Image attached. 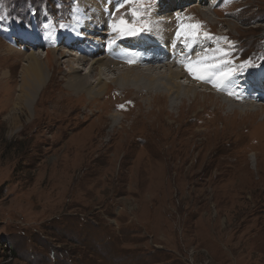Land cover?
Returning <instances> with one entry per match:
<instances>
[{"label": "rangeland", "instance_id": "obj_1", "mask_svg": "<svg viewBox=\"0 0 264 264\" xmlns=\"http://www.w3.org/2000/svg\"><path fill=\"white\" fill-rule=\"evenodd\" d=\"M95 1L0 0V264H264V105L234 113L248 104L230 101L218 92L224 87L210 88L217 105L192 97L173 109L174 93L160 94L167 111L160 114L157 106L147 113L146 89L124 93L108 83L102 99L73 95L67 61L78 74L92 62L53 32L73 18L74 5ZM179 1L165 4L175 13ZM217 1L188 0L181 13L218 34L203 37L212 38L210 46L220 39V53L233 52H216L218 68L228 64L234 77L257 74L264 0H221L214 13ZM204 5L210 16L198 12ZM84 11L85 20L103 24L101 10ZM77 35L73 45L86 42ZM48 49L59 62L28 105L25 59ZM65 50L75 56L62 58ZM79 55L81 64L73 60ZM104 70L103 77L116 78ZM117 108L127 110L124 129L111 128Z\"/></svg>", "mask_w": 264, "mask_h": 264}, {"label": "bare ground", "instance_id": "obj_2", "mask_svg": "<svg viewBox=\"0 0 264 264\" xmlns=\"http://www.w3.org/2000/svg\"><path fill=\"white\" fill-rule=\"evenodd\" d=\"M187 1L188 0H180L176 9H179L180 11H176L175 13H173L174 10L169 11L170 7L168 8V5L165 4L166 0H133L132 3H129L128 0H99V2L96 0L95 3L91 2L90 4L87 3V5L84 4L83 8H79L80 4L78 3L74 5L75 15H73V18L70 19L67 24H62V26L58 28L59 31H54L53 33L54 36H59V38H61L60 42H62L63 38H65V47L68 46L69 48L72 46L77 48L80 55L86 53L87 56L90 57L88 60L92 62V66L88 72L89 74H78L77 70L80 67L73 65L71 61H67V67L69 68L68 74H70L69 81L66 83L67 90H69L70 93L73 92V95L76 96L83 95L91 99H99L109 90L110 84L108 83H114L118 86L117 88L122 90L124 93L129 92L128 89H133L138 92L142 91V89H146V92L144 91L145 94L142 96L144 97L148 95L147 97H144L145 99L143 98L145 105H148L146 110L148 114L155 111L156 106L159 108V114L161 112L167 113L166 107L158 105L157 103V99L159 100V97L161 98L160 94L168 97L174 93V96L172 95V99H181V104L178 106L176 100L172 102L170 107L173 109L179 108V106L184 104L187 98L192 97L196 100V103L198 99L203 102L208 101L209 99L211 100V103L217 105V101L213 100L217 99L220 101V96L218 97V95L216 96L214 94L217 93L216 89L218 88L216 86H212V84L216 83L219 79L216 73L221 75L222 73L228 72L230 66L224 62V67L218 68L220 61L218 62V57L214 58V56L216 52H219L222 58H229L233 56V52L229 51L226 54H224V52L220 53L226 44L222 43L219 38H214L219 39V41L217 45L212 46H210L212 38L203 40L204 36H218L217 33L212 35L208 26L204 29L200 26L196 35L191 34V31L187 28L186 17H190L189 23L191 25H196L198 23H192L191 21L194 19L192 16H187V14L181 13L183 9H186L185 5L187 4ZM220 1L221 0H218L216 5L212 7L214 13L216 12L215 9ZM200 3H207V0H200ZM121 5L124 6L121 7ZM86 6H88L90 11L95 15L100 12V10L102 11V14L100 13V15L102 17L103 24L99 23L100 26L96 27V25L91 23L96 17L90 22L87 19L85 20V16L88 14L84 11ZM205 7L207 10L198 9V12H204L209 15L210 10L207 6ZM134 8L140 9L141 14L139 17H134L132 15ZM142 16H145L146 18L143 19ZM76 18L77 20H75ZM73 19L75 21L73 23L76 25V30L71 26V21H73ZM79 19L80 21H78ZM121 19L140 30H138L135 34L113 31V24L119 25ZM147 24L148 26L146 28ZM99 29L100 32H98ZM77 32H81V34L86 38V42L79 41V46L73 45L79 40ZM74 37L78 40L74 41V39H72ZM30 38L34 39V37ZM43 43L50 45L51 41L49 39L48 42L43 41ZM32 44L34 46L39 45L35 39L32 40ZM84 44H86L85 48L80 47ZM206 46L210 47L205 48ZM30 48L31 47L28 49ZM63 52L64 56L62 58L69 55L75 56V54H72L70 50H65ZM80 55L78 59H73L74 62L81 64L84 61V59L80 60V57H82ZM198 57H201V59H198ZM197 61H200L201 66L207 69L209 73L208 79H195L188 71L186 65L189 63H196ZM58 62L55 49H48L46 52H35V50H32L27 55L24 69L26 70V73H28L26 78L28 82L23 88L26 86V88L28 87L30 90L25 92V94H27L26 101H28V105L32 102L34 91L37 88L41 89L48 82L51 70L55 68L56 63ZM213 64L218 65V70L216 67H210ZM163 67H165L164 74L162 71L156 70L157 68ZM104 68H108L116 74V78L110 80V77H108V80L103 77V75H106V70H104ZM97 69L99 70V77L96 82H92L89 80V76H91V74ZM257 72V74L251 73L246 77H244V74H238L235 77L234 75L230 76L228 79H235V83H230L229 80L223 81L222 87H224V90L223 92L218 90L219 93L228 94L225 97L230 98V101L232 102L248 104L247 106H240L241 108H235L234 113L235 111L252 113L257 112L259 108L262 110L261 107L264 105V66H260L259 71ZM161 78H166L169 82L164 81ZM182 78H185L188 83H182V81H180ZM251 81H254V84H252ZM158 85L161 87L164 86L165 91L160 92L159 90L157 92L156 86ZM211 87H215L216 89H210ZM204 89H209V93L199 92ZM230 93L233 94L229 96ZM151 98H153V100H150ZM256 105L259 107L256 108ZM117 107L119 108V106ZM167 107H169L168 104ZM118 108L115 112H111L109 115L112 122L111 128L115 129L119 126V128L124 129L122 122L127 117L125 116L127 114V110L121 111Z\"/></svg>", "mask_w": 264, "mask_h": 264}, {"label": "snow or ice", "instance_id": "obj_3", "mask_svg": "<svg viewBox=\"0 0 264 264\" xmlns=\"http://www.w3.org/2000/svg\"><path fill=\"white\" fill-rule=\"evenodd\" d=\"M129 3H132L133 0H128ZM124 5H121L123 7ZM140 9L139 8H134L132 11V15L134 17H139L140 16ZM187 28L191 31L192 35H196L198 33V30L200 28L199 24L196 25H188ZM138 30L135 26L129 25L126 21L123 19L120 20L119 25L113 24V31H120V32H126L127 34H135ZM179 35V33H178ZM207 35V34H205ZM218 65H211L210 67H217ZM188 71L193 75L195 79L199 80H205L209 78V73L206 68L201 66V62L197 61L196 63H189L186 65ZM231 73L225 72L222 73L215 83L214 86L221 88L223 86V81L227 80L230 77ZM233 94V93H230Z\"/></svg>", "mask_w": 264, "mask_h": 264}]
</instances>
